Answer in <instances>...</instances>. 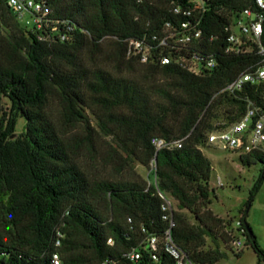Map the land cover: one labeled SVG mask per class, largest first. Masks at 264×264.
Masks as SVG:
<instances>
[{
  "label": "trees",
  "instance_id": "1",
  "mask_svg": "<svg viewBox=\"0 0 264 264\" xmlns=\"http://www.w3.org/2000/svg\"><path fill=\"white\" fill-rule=\"evenodd\" d=\"M44 1L56 18L75 24L72 41L40 42L9 11H0V207L8 219V231H0V264H53L55 253L61 264H101L106 259L115 264H174L163 252L157 262L143 250L137 263L123 258L142 241V225L151 235L170 231L193 264H217L225 259L220 242L227 243L229 237L223 220L207 207L212 166L200 147H209L207 134L214 129L215 111L228 114L227 124L245 113L247 100L264 111V82L246 85L236 96L220 93L257 65L259 58L213 52L218 64L202 76L172 65L148 64L149 76L169 82L153 93L149 91L153 86L137 80L115 77L100 68L89 70L82 54L90 47L99 51L101 43L110 40L116 48L111 59L119 63L121 72L133 70L139 62L127 57L126 41L159 33L167 22L183 21L170 11L171 3L178 0ZM228 2L234 9L246 7L243 1ZM223 24L215 16L210 31L221 33ZM152 94L160 105L154 103ZM53 95L61 104L62 129L47 113ZM86 111L96 117L106 136L119 140L142 165L156 161L154 184L93 183L87 178L79 164L83 150L93 148ZM17 118L25 121V127L13 137ZM154 137L183 142L181 148L156 152L151 144ZM240 160L247 166L258 162L264 166V154L257 152ZM263 179L264 172L250 192L241 221L246 243L259 260H264V251L245 217ZM159 194L173 199L177 210L164 212ZM58 232L63 235L60 246H56ZM73 237H82L87 245ZM109 239L112 246L107 244ZM207 239L212 249H204ZM82 249L89 250L91 257L81 254Z\"/></svg>",
  "mask_w": 264,
  "mask_h": 264
},
{
  "label": "built area",
  "instance_id": "2",
  "mask_svg": "<svg viewBox=\"0 0 264 264\" xmlns=\"http://www.w3.org/2000/svg\"><path fill=\"white\" fill-rule=\"evenodd\" d=\"M246 3L245 8H231L228 0H178L171 3L170 11L183 21L167 22L159 33L126 41L127 57L135 58L143 65L157 64L161 67L172 65L195 76L213 71L218 62L213 52L229 56L258 57L259 62L249 71L241 73L220 93L236 96L246 85L264 82V0H234ZM7 10L15 21L35 38L44 43H66L73 40L77 30L70 20H61L54 16L51 7L44 0H0V11ZM215 16L223 20L221 33L211 32ZM208 30V32H207ZM81 33L86 34L81 30ZM247 102L245 113L236 121L222 128L214 127L207 134V145L215 149L247 155L264 154V111ZM183 140L167 141L152 138L151 144L156 152L161 149L181 148ZM164 200V212L172 207L169 199ZM127 224L133 230L132 220ZM173 226V224H171ZM142 241L137 248L127 251L123 258L137 263L146 251L152 261L159 260L160 252L165 253L174 264H193L173 241L170 231L164 236L148 233L142 225ZM234 250L239 251L246 240L242 222L226 232ZM63 235L57 233L56 246H60ZM107 244L114 242L109 239ZM53 264H61L59 254L52 256ZM106 259L101 264H115Z\"/></svg>",
  "mask_w": 264,
  "mask_h": 264
},
{
  "label": "rangeland",
  "instance_id": "3",
  "mask_svg": "<svg viewBox=\"0 0 264 264\" xmlns=\"http://www.w3.org/2000/svg\"><path fill=\"white\" fill-rule=\"evenodd\" d=\"M115 50L116 48L113 47L110 40L102 42L99 51L90 47L82 54L84 66L89 70L100 68L115 77L121 76L137 80L145 84L148 88L153 86L154 88L152 90L149 89L153 93L156 88L160 86L165 87L169 83L162 77L149 76L146 72L145 65L141 63H138L133 70H123L121 72L119 63L111 59V55H113ZM152 98L155 104H161L156 95L152 94ZM47 113L55 124L62 129L61 104L56 95L50 98ZM113 113L117 114L118 111H113ZM86 115L93 129V148L91 152L83 150V156H81L79 164L87 178L93 183L107 180L112 182L141 181L147 185L154 184L155 178L152 175L154 164L150 163L148 166L142 165L136 156L122 148L119 140L111 136H106L100 130L96 117L89 111H86ZM215 115L216 117L212 120L213 127L222 128L227 125L228 114H225L222 110H218L215 111ZM24 127L25 121L17 118L16 132L13 137L20 135L24 131ZM66 131H70L69 133L73 132L69 128ZM71 146H73L72 143ZM128 148L130 150L134 149L131 144ZM200 149L209 159L212 166L209 180L211 204L207 207L215 216L221 217L223 227L227 232L235 226L236 222L242 221L249 202L250 192L263 174L264 166L259 162L250 166L244 165L240 160L242 155L218 150L211 146H202ZM168 201L172 209L177 210L176 202L171 198ZM102 210L106 217L110 216L108 210L105 208ZM181 213L185 214L190 223H195L192 215L188 211L182 210ZM245 219L256 238L257 244L264 251V179L262 180L259 191L253 197ZM7 221L6 211L0 207V231H8ZM74 239L78 244L87 245L82 237H75ZM230 240L229 237L227 243L220 242V249L226 253V258L217 264H264V260H259L250 245L246 243V240L240 238L243 246L239 251L233 249ZM213 247V244L207 239L204 249H212ZM81 254L88 258L91 257L87 249H82Z\"/></svg>",
  "mask_w": 264,
  "mask_h": 264
},
{
  "label": "water",
  "instance_id": "4",
  "mask_svg": "<svg viewBox=\"0 0 264 264\" xmlns=\"http://www.w3.org/2000/svg\"><path fill=\"white\" fill-rule=\"evenodd\" d=\"M156 161H154V164H155Z\"/></svg>",
  "mask_w": 264,
  "mask_h": 264
},
{
  "label": "crops",
  "instance_id": "5",
  "mask_svg": "<svg viewBox=\"0 0 264 264\" xmlns=\"http://www.w3.org/2000/svg\"><path fill=\"white\" fill-rule=\"evenodd\" d=\"M221 218V217H220Z\"/></svg>",
  "mask_w": 264,
  "mask_h": 264
}]
</instances>
